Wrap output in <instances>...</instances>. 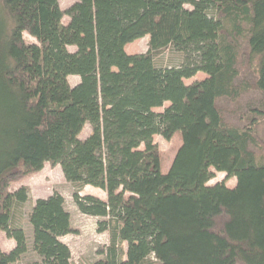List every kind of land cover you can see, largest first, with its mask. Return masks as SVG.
<instances>
[{"label":"trees","instance_id":"obj_1","mask_svg":"<svg viewBox=\"0 0 264 264\" xmlns=\"http://www.w3.org/2000/svg\"><path fill=\"white\" fill-rule=\"evenodd\" d=\"M146 37V54L126 52ZM263 123L264 0H77L65 12L59 0H0V233L15 242L0 264L30 250L29 264H72L61 195L35 202L31 244L17 223L30 190L11 187L46 164L76 185L82 214L109 218L95 264H264ZM177 135L163 173L154 137ZM215 172L235 187L208 186ZM87 186L108 201L81 196Z\"/></svg>","mask_w":264,"mask_h":264},{"label":"rangeland","instance_id":"obj_2","mask_svg":"<svg viewBox=\"0 0 264 264\" xmlns=\"http://www.w3.org/2000/svg\"><path fill=\"white\" fill-rule=\"evenodd\" d=\"M77 0H59L61 9L65 12ZM187 9L191 10V6H186ZM69 22L67 16L64 17L63 23L66 25ZM24 39L29 44H36V40L30 37L28 34L24 35ZM70 51H75V48H70ZM149 51V39L148 37L138 40L127 46L126 52L129 55H141L146 54ZM156 62L166 66L168 65L171 56L168 51H161L155 54ZM206 76L202 73L198 74L191 80H186V85H191L195 81L205 79ZM69 82L72 87L79 84L80 79L78 77H70ZM170 104H166L164 108L155 109L156 113H163L164 110L169 107ZM224 111L229 118L231 110L233 108L229 105H224ZM91 134V127L88 125L80 135L81 140H85ZM259 135L264 140V123L259 129ZM154 142L158 145L161 160H162V171L166 173L176 156L178 149L181 146L180 136H176L173 139L167 141L161 136H155ZM144 148L142 147L141 150ZM216 177L210 181L208 186H214L218 183H226L230 188L235 187L236 179L227 180L226 175L223 173L215 172ZM21 187H27L30 190V199L25 204L20 213L17 214V223L22 225L26 230L29 243H32V229L28 222V216L35 204L39 199H47L54 194H59L65 199L66 209L71 216V228L72 233L60 239L62 243L67 245L71 250L72 264H95L97 261L105 259L108 248L111 245V234L110 231H100V224L106 222L109 218H98L84 215L80 212L74 201V193L77 190L76 185L67 182L63 171L60 166H51L46 164L42 172L31 175L18 183H15L11 187V191H16ZM81 196H93L104 202L108 201L107 194L91 186L84 187L81 191ZM0 247L3 252L9 253L15 248L14 240L9 239L4 233H0ZM127 245H123L124 251ZM37 260L36 255L32 250L23 258L19 264H29ZM154 263L157 260L153 257L150 258Z\"/></svg>","mask_w":264,"mask_h":264}]
</instances>
